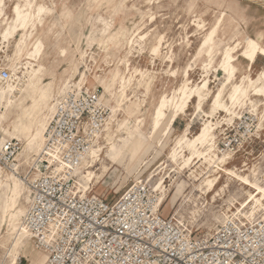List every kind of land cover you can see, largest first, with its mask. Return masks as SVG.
<instances>
[{"label":"rangeland","instance_id":"rangeland-1","mask_svg":"<svg viewBox=\"0 0 264 264\" xmlns=\"http://www.w3.org/2000/svg\"><path fill=\"white\" fill-rule=\"evenodd\" d=\"M192 1L183 0L184 3ZM15 2L16 0H7V5ZM173 2L181 4V7H174L171 14L166 11L164 13L166 20L153 23L150 17L143 15L136 17L119 8L118 5L122 3V0H54L55 5L51 6L53 10L45 28L39 31L40 35H50L43 50L41 64L45 68L41 70L40 76L43 84L50 83L54 86V92L49 101V105L52 106L57 99L71 90L99 92L107 108V114L103 133L94 148L101 145L106 151L109 147L106 142L108 132L127 135L126 129L119 128V124L125 119L129 120L128 127L131 129L140 125L142 139L146 145H149L146 153L133 158L130 162L126 152L121 154L116 163L111 162L103 153L101 161L94 168L99 178L97 184L90 190L91 194H98L113 203L120 199L132 184L139 183L147 187L151 199H157L160 191H154L153 186L165 177L167 201L161 207L160 213L164 217H175L192 232L193 238L209 237L227 219L222 213L223 208L227 209V205L232 203L238 205L246 194V186L241 177L249 176L255 180L257 175L264 171V132H262V123L260 125V122L264 120V96L255 94L253 90L250 91L249 97L255 101L256 111L248 99L240 105L231 107L230 111L223 109L217 111L213 119L215 123H218L215 129L218 151L221 152V142L224 138L241 136L243 141L235 146L232 152H226L230 158L227 159L228 164L224 167L230 172L223 170V164L220 163L208 175L202 174V169L206 165L198 160L192 167L180 173L170 174L169 170L173 165L170 154L176 138L188 124H190L191 136L200 130L204 113L211 107V96L224 82V71L215 70L216 62L209 66L211 93L204 102V112L195 109V101L189 103L190 108L187 107V113L179 115L168 135H160L152 139L150 134L152 111L161 94L165 93L168 97H172L175 90L182 85L184 68L187 65L191 66L189 85L200 81L206 59L203 53H199L204 32L198 31L196 36L190 37V34L197 29L195 20L198 17L202 16L211 22L222 10L231 16L233 21L228 24L231 28L229 35L225 40L221 39L217 47L219 49L227 43H232L237 36L249 35L251 38H256L257 32L264 31V0L257 2L198 0L200 4L207 5L203 9L195 10L199 13L186 11L182 0H173ZM194 2L196 3L197 0ZM141 11L146 13L148 9ZM63 13L65 18L62 16ZM161 29L164 30L161 31ZM147 33L148 36L145 39H138L140 35ZM106 36H114L110 47L99 42L100 37ZM20 37L21 33H18L16 38ZM129 37L135 41L127 42ZM160 37H163L160 47L163 55L155 57L152 55V46ZM27 40L30 49L31 42L29 38ZM14 51V41L9 47L0 51V69H8L15 80L14 72L20 75L23 71V62L26 60L24 55L15 58ZM179 52L183 53L185 60L182 69L179 66L171 67L172 63L168 58L166 59L173 53ZM124 59H129L131 63V71H126L128 76L134 68L141 69L143 75L134 76L132 84L136 89L133 92L128 91V97L119 108L115 98L107 103L109 94L104 92L101 81H109L114 70L122 64ZM71 62L72 69H70ZM250 63L249 60L240 58L238 66L246 69ZM121 68L124 69V65ZM263 68L264 56L261 55L255 60L251 74L255 76ZM174 70L176 73L172 74ZM141 80L151 83L149 90L142 84L137 85ZM0 85L4 84L0 82ZM130 106H137L136 113L133 115L128 113ZM114 111L115 118L108 129L107 123L111 115H114ZM18 112L14 111L9 117L7 114V120H0V145L10 139L22 143L21 151L15 157V161L11 162L13 166L0 163V187L3 193L0 197V264H10L12 244L17 233L9 229V224L16 218L19 209H23L20 215V221H23V216L33 197V180L39 174L36 166L40 154L38 147L32 151L29 160H23V163L18 160L27 140L25 134H22L20 138L13 134L11 118ZM232 116L234 121L230 122L229 119ZM42 120L45 119L42 118ZM184 154L187 157L190 155L189 151ZM161 159L165 162L163 168L158 167ZM15 163H21V165L18 173L13 175L11 171ZM151 172L155 173V177L149 181L148 175ZM208 176L210 179L216 177V185L211 192L206 190L205 185H203L204 190L199 188ZM178 184H182L180 191L177 189ZM80 193H82L81 188ZM248 214L250 218L264 217V196H261L258 202L249 205ZM44 258L43 251L35 246V242L29 236L20 257L22 264H36Z\"/></svg>","mask_w":264,"mask_h":264},{"label":"bare ground","instance_id":"bare-ground-1","mask_svg":"<svg viewBox=\"0 0 264 264\" xmlns=\"http://www.w3.org/2000/svg\"><path fill=\"white\" fill-rule=\"evenodd\" d=\"M194 1L195 0H193L192 3H195ZM250 1L257 2L263 0ZM54 5V0H16V2L11 5H7L6 0V6L0 7V51L9 47L14 41V57L20 58L24 55L26 60L23 62V71L20 75H16L15 72L14 74L12 73L15 80L12 76L6 81H1L0 79V82L4 84L3 86L0 85V108L3 107L0 109V120H7L11 113L19 111L16 116L14 115L15 117L11 118L13 134L18 138H20L22 134L27 136L24 149L18 157L19 161L21 160L20 156H22L24 161L29 160L32 151H35L37 147L41 151L45 138V131L54 112L56 101L53 106L49 105V101L54 92V86L50 83L43 84L41 81L42 77L40 76L41 70L45 68L44 65L41 64L43 50L45 48V43L49 41L50 35L46 34L43 36L39 34V31L44 30L53 10L51 6ZM17 6H19V10H17ZM41 7H45L48 10L41 13ZM64 14L65 13H63L62 16L65 18ZM232 21L231 16L223 10L216 16L215 20L211 22L207 21V19H204L202 16L195 20L197 29L190 34V37L196 36L198 31L204 32L203 39L199 46V53H203L206 59L204 61V72L201 75L200 81L189 85V71L191 66L187 65V67L184 68L183 83L175 90L174 95L168 97L165 93L161 94L157 104L154 106L150 127L152 139L160 135H168L173 129L174 122L179 115L187 113L189 103L195 101V109L200 112L203 111L204 102L211 93V88L209 86L211 80L208 70L209 66L216 62L215 70L224 71V82H222L221 87L212 94L211 107L209 111L204 113L205 115L200 130L191 136L190 124H188L181 135L176 138L170 154V161L173 163L169 170L170 174L173 172L180 173L192 167L196 160L202 161L206 165V167L202 169L203 175H208L209 172L215 167H218L220 163L223 164V170L230 172V170L224 167L228 164L227 159L230 158V155L226 152H219L216 145L215 129L218 123L214 122L213 117L217 115L216 113L218 110L223 109L230 111L231 107L244 103L246 99L253 104L254 111H256L255 101L249 97L250 91L253 90L255 94L264 96V68L255 76L251 74L255 60L261 55L264 56V43L259 39L260 34L264 31L257 32L256 38H251L249 35L245 37L237 36L232 43H227L222 48L218 49L217 47L221 39L225 40L229 35V30L231 28L228 24L232 23ZM18 33H21L19 39L16 38ZM147 36L148 33L140 35L138 39L143 40ZM28 38L31 42L30 49L28 48ZM113 40L114 36H106L100 37L99 42L110 47ZM133 41L135 40L131 39V37H129V39L127 38V42ZM161 42L162 40L160 37L152 46V55H155V57H161L163 55L160 48ZM253 45H255V47H253ZM153 48L157 49L156 53H153ZM171 56L172 55L169 57ZM240 58H245L251 62L246 69L238 66ZM168 60L173 64L171 58H168ZM122 65H124V69L121 68ZM169 66H171V64H169ZM70 69H72V62ZM131 69L130 60L124 59L122 64L117 66L114 70L109 81H101L104 92L109 94L107 103L110 102V99L115 98L120 108L124 100L128 97V91H135L136 88L133 86L134 84H132L133 78L138 74L143 75V73L141 69L134 68L133 72L128 76L126 71H131ZM175 73L176 70L172 71V74ZM141 84L146 86L148 90L151 87L149 81L141 80L137 83L139 86ZM103 104L105 105L104 102ZM136 109L137 106H130L128 110L129 115L135 114ZM42 118L45 120H42ZM114 118L115 111L114 115H111L107 123L108 129L109 125L112 123L111 121H114ZM229 121L233 122L234 117H230ZM261 123L262 122H260V125ZM128 124V119L123 120L122 123L119 124V128L126 129L125 134L127 135H116L108 132L106 135V142L109 147L106 151L103 150L101 145L97 146L87 155L85 160L86 163L75 170L73 174L74 180L81 188L83 194L90 192L98 182L99 177L94 168L97 166L98 162L101 161L103 153L111 162L116 163L124 152L127 153L128 162H130L133 158L146 153L148 150L149 145H146L143 141L141 132L139 131L140 125L131 129L128 127ZM186 151L190 153L188 157L184 154ZM14 165V169L11 171L13 175L18 173L21 163H15ZM164 166L165 162L161 159L158 163V167L163 168ZM7 176H9V174ZM154 177L155 173L151 172L148 175L149 181ZM13 179H15V177H13ZM241 180L246 186V194L238 205L232 203L230 204L232 206L227 205V209L223 208L222 213L227 218L244 217L251 219L248 214L249 205L258 202L260 197L264 196V191L261 190L264 188V171L257 175L255 180L249 176H242ZM215 181L216 177L210 179L208 176L199 188L204 190L205 188H203V185H205L206 190L211 192V190L215 188ZM245 181H247V184H245ZM165 183V177H162L153 186L154 191H160V194H157L156 210L157 207L161 209L167 201ZM181 188L182 184H178V191H180ZM2 194L0 187V197ZM22 212L23 209H19L16 218L9 224V229L17 233L12 244V259L10 264H19L21 254L25 250L26 243L29 240L28 232L22 228L23 221H20ZM226 212L228 213L226 214ZM44 254L46 258V253ZM45 258L36 264H42Z\"/></svg>","mask_w":264,"mask_h":264},{"label":"built area","instance_id":"built-area-1","mask_svg":"<svg viewBox=\"0 0 264 264\" xmlns=\"http://www.w3.org/2000/svg\"><path fill=\"white\" fill-rule=\"evenodd\" d=\"M10 78L0 69L1 81ZM106 114L98 91L71 90L55 102L23 216L24 230L46 253L42 264H264V217H229L209 237L193 238L175 217L156 210L157 199L142 184L113 203L80 193L73 174L100 139ZM242 141L224 138L220 151L232 152ZM21 148L18 140L1 143L0 163L14 162Z\"/></svg>","mask_w":264,"mask_h":264},{"label":"snow or ice","instance_id":"snow-or-ice-1","mask_svg":"<svg viewBox=\"0 0 264 264\" xmlns=\"http://www.w3.org/2000/svg\"><path fill=\"white\" fill-rule=\"evenodd\" d=\"M183 3V7L186 11L189 12H196V9H203L207 7V5H202L198 2L192 3V2H186ZM6 6V0H0V7ZM119 8L123 9L126 13L133 14L136 17L139 16H147L150 17L153 23H156L158 21H164L167 18L164 16V13L167 11L169 14L172 13V9L181 7V4H176L173 2V0H122V3L118 5ZM142 9H148V11L142 12ZM17 10H19V6H17ZM48 9L45 7H41L40 11L41 13L46 12ZM154 10V11H153ZM164 29H161L163 31ZM147 31V29H145ZM259 39L262 43H264V32L260 34ZM161 40L163 41V37H161ZM255 47V45H253ZM157 49L153 48V53H156ZM173 60L172 67H180L183 68L185 64L184 55L182 52L179 53H173L171 57ZM167 66V65H166ZM171 74V73H170ZM161 83H163V80H161ZM262 132H264V120H262ZM21 163H23V158L21 157ZM245 184H247V181H245ZM264 191V188L261 189Z\"/></svg>","mask_w":264,"mask_h":264}]
</instances>
